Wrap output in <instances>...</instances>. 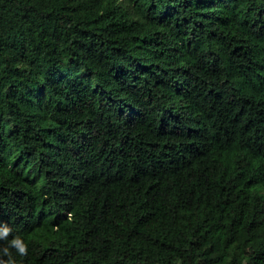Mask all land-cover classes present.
Returning a JSON list of instances; mask_svg holds the SVG:
<instances>
[{
  "label": "trees",
  "instance_id": "trees-1",
  "mask_svg": "<svg viewBox=\"0 0 264 264\" xmlns=\"http://www.w3.org/2000/svg\"><path fill=\"white\" fill-rule=\"evenodd\" d=\"M5 228V264H264V0H0Z\"/></svg>",
  "mask_w": 264,
  "mask_h": 264
},
{
  "label": "clouds",
  "instance_id": "clouds-1",
  "mask_svg": "<svg viewBox=\"0 0 264 264\" xmlns=\"http://www.w3.org/2000/svg\"><path fill=\"white\" fill-rule=\"evenodd\" d=\"M8 234H9V229L5 228L2 232H0V237H7ZM11 244L18 250L20 255L27 254V247L19 238L13 239L11 241ZM4 251L7 254V249H5ZM0 264H5V262L0 260ZM8 264H12L11 260L8 261Z\"/></svg>",
  "mask_w": 264,
  "mask_h": 264
}]
</instances>
